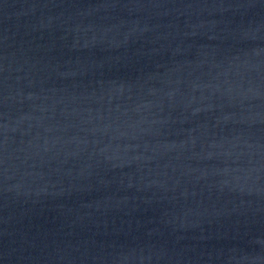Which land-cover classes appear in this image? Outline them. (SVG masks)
Here are the masks:
<instances>
[{
	"label": "water",
	"instance_id": "obj_1",
	"mask_svg": "<svg viewBox=\"0 0 264 264\" xmlns=\"http://www.w3.org/2000/svg\"><path fill=\"white\" fill-rule=\"evenodd\" d=\"M0 264H264V0H0Z\"/></svg>",
	"mask_w": 264,
	"mask_h": 264
}]
</instances>
